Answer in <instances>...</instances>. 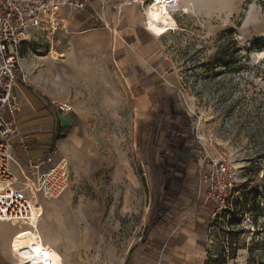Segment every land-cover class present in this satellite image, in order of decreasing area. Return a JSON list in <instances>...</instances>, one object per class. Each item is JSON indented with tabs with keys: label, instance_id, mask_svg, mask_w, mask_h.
<instances>
[{
	"label": "rangeland",
	"instance_id": "rangeland-1",
	"mask_svg": "<svg viewBox=\"0 0 264 264\" xmlns=\"http://www.w3.org/2000/svg\"><path fill=\"white\" fill-rule=\"evenodd\" d=\"M149 1H109L106 23L63 9L61 29L42 47H21L20 67L35 63L37 89L69 102L79 130L60 155L67 191L57 199L37 194V210L60 201L54 228L74 264H122L158 200L187 181L169 174L165 161L184 170L194 159L203 171L220 159L236 187L210 205L208 264H264V0H167L174 28L158 40L176 76L174 96L162 107L137 102L136 110L112 30L119 12L144 28ZM50 51L64 57L54 62Z\"/></svg>",
	"mask_w": 264,
	"mask_h": 264
},
{
	"label": "crops",
	"instance_id": "crops-1",
	"mask_svg": "<svg viewBox=\"0 0 264 264\" xmlns=\"http://www.w3.org/2000/svg\"><path fill=\"white\" fill-rule=\"evenodd\" d=\"M108 2L93 0L86 12L91 18L106 23L105 7ZM115 24L113 34L118 52L117 62L132 93L135 109L137 102L149 108L153 100L158 101L162 107L174 96L177 81L175 73L164 67L159 36L151 34L144 25L142 28L137 23V17L130 13L119 12ZM34 66L35 63L23 65L21 69L26 72L28 82L20 79L14 87L20 103L16 124L28 144V148L24 149L20 145L19 136L10 138L13 146L11 170L20 181L29 162L43 161L41 167L47 169L51 163L45 162L46 157H52L53 161L60 159L68 142L76 138L79 131L69 112L63 113L55 108L53 103L59 101L51 100L47 93L37 89L40 83L36 79ZM65 131L67 134L64 138L55 140V135ZM174 154L179 160L183 158L180 152ZM176 163L180 165L175 160V167L173 165L170 168L171 164L165 161L167 171L169 174H176L177 171L186 174V183L174 189L171 196L158 200L156 216L150 219L142 234L129 246L122 264H208L206 247L211 229L210 205L213 201L206 200L207 187L201 176L210 166L201 171L199 165H194V159H190L186 166H182L184 171L176 168ZM35 203V215L38 218H34V229L27 225L0 222V264H32L31 261H21L15 255L14 247L18 242L35 236L60 253L63 264H74L72 252L54 228L60 201L50 200L43 205L40 203L43 212L37 210V199Z\"/></svg>",
	"mask_w": 264,
	"mask_h": 264
},
{
	"label": "built area",
	"instance_id": "built-area-1",
	"mask_svg": "<svg viewBox=\"0 0 264 264\" xmlns=\"http://www.w3.org/2000/svg\"><path fill=\"white\" fill-rule=\"evenodd\" d=\"M92 1L0 0V222L30 226L33 196L39 194L46 199H57L68 189V167L61 158L53 161L52 157H46L45 162L51 163L47 169H42L43 161L29 162L22 181L13 174L10 138L19 136L21 147L28 148L16 124L20 103L14 87L24 77L19 64L21 47L27 44L42 47L44 39L53 37L61 29L63 9L84 11ZM53 104L63 113L73 110L67 101ZM196 142L203 145L199 139ZM201 179L207 187L206 200L216 203L222 202L236 187L234 173L228 163L220 159L211 162ZM32 264H42V261L36 260Z\"/></svg>",
	"mask_w": 264,
	"mask_h": 264
},
{
	"label": "bare ground",
	"instance_id": "bare-ground-1",
	"mask_svg": "<svg viewBox=\"0 0 264 264\" xmlns=\"http://www.w3.org/2000/svg\"><path fill=\"white\" fill-rule=\"evenodd\" d=\"M166 1L167 0H150L143 8L145 29L153 35H165L174 28L172 22L164 15L163 4H165ZM191 7L190 4L182 5L181 10L183 13H188ZM49 55L55 62L64 57L63 53L56 51H50ZM35 199H37V197L33 196V219L30 222V226H28L32 229L35 228L34 218H38V215H35ZM37 250H39V254H37ZM14 253L21 261L34 262L38 260L42 261V264H63V257L61 254L55 251L51 246L44 244L43 240L36 236L18 242L14 247ZM28 257H31V259Z\"/></svg>",
	"mask_w": 264,
	"mask_h": 264
},
{
	"label": "trees",
	"instance_id": "trees-1",
	"mask_svg": "<svg viewBox=\"0 0 264 264\" xmlns=\"http://www.w3.org/2000/svg\"><path fill=\"white\" fill-rule=\"evenodd\" d=\"M177 116H178V115L175 114V115L173 116V119L176 120ZM173 129H175V131L178 132V129H180V127H179V125H177V127L173 128ZM66 130H68V128H67ZM66 134H67V131H65V132L62 133L61 135H55V140H58V139L64 138V137L66 136ZM173 153H175V150H174V149H173ZM178 155H179V154H178Z\"/></svg>",
	"mask_w": 264,
	"mask_h": 264
},
{
	"label": "snow or ice",
	"instance_id": "snow-or-ice-1",
	"mask_svg": "<svg viewBox=\"0 0 264 264\" xmlns=\"http://www.w3.org/2000/svg\"><path fill=\"white\" fill-rule=\"evenodd\" d=\"M37 254H39V250H37ZM29 259H31V257H28Z\"/></svg>",
	"mask_w": 264,
	"mask_h": 264
}]
</instances>
